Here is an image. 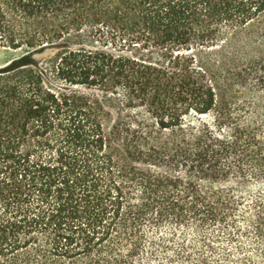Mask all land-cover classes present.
Segmentation results:
<instances>
[{"label":"trees","instance_id":"16d2710c","mask_svg":"<svg viewBox=\"0 0 264 264\" xmlns=\"http://www.w3.org/2000/svg\"><path fill=\"white\" fill-rule=\"evenodd\" d=\"M261 47L264 0H0V264H264Z\"/></svg>","mask_w":264,"mask_h":264},{"label":"rangeland","instance_id":"374dc122","mask_svg":"<svg viewBox=\"0 0 264 264\" xmlns=\"http://www.w3.org/2000/svg\"><path fill=\"white\" fill-rule=\"evenodd\" d=\"M259 32L258 27L252 26L246 30H241L237 34V38L241 40L246 48H252L247 46V41L249 38L253 42ZM251 42V43H252ZM243 46V45H242ZM260 52H264V48H260ZM258 51L255 52V55H259ZM56 51L47 50L36 56V59L39 62L47 61L48 59L54 58ZM8 56H5L2 51H0V66L3 65ZM206 58L217 59L216 55H210ZM244 61L237 59L233 62H230L231 65L242 66ZM235 93V103L240 106V115L241 120L244 123H251L259 129H262L264 133V85L260 86L256 83L253 77H249L244 84L236 85L234 88Z\"/></svg>","mask_w":264,"mask_h":264}]
</instances>
